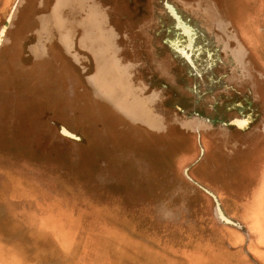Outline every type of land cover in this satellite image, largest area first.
I'll list each match as a JSON object with an SVG mask.
<instances>
[{
  "label": "rangeland",
  "instance_id": "1",
  "mask_svg": "<svg viewBox=\"0 0 264 264\" xmlns=\"http://www.w3.org/2000/svg\"><path fill=\"white\" fill-rule=\"evenodd\" d=\"M163 1L181 24L199 15L206 26L229 25L228 0H0V155H33L26 162L40 170L41 186L51 182L48 195L56 199L32 201L0 171V264H224L218 251L241 247L226 243L228 226L214 222L205 198L198 195L197 204L184 188L192 185L180 177L186 162L179 160L189 152H167L158 143L162 132L146 139L124 120H211L210 108L226 104L218 95L240 93L183 76L178 22ZM96 35L82 51V38ZM263 191L264 182L241 208L228 206L227 195L219 199L258 246Z\"/></svg>",
  "mask_w": 264,
  "mask_h": 264
},
{
  "label": "flooded vegetation",
  "instance_id": "2",
  "mask_svg": "<svg viewBox=\"0 0 264 264\" xmlns=\"http://www.w3.org/2000/svg\"><path fill=\"white\" fill-rule=\"evenodd\" d=\"M235 1L244 5L247 2L246 5L250 8L252 4H256L252 6L254 8L252 12L258 10L264 2V0ZM164 5L166 15L178 22L173 25L179 39L175 42L179 57L175 59L178 60V64L188 67L187 73L183 76L198 79L204 86L233 87L240 93L228 89L223 97L218 95V99L226 104L210 108L211 120L201 118L198 114H183L180 120L167 122L165 125L153 124L151 121L135 123L127 118L124 120L129 128L138 126L135 128L138 129L137 133H144L146 139L150 134L162 132L161 137L157 139L167 152L170 146L189 152L187 159L179 160L181 164L186 162V165H179L180 177L183 178L184 183L192 185L189 189L188 185L184 184V188L192 196L196 195L195 202L198 200V195L204 197L206 206L211 208L214 222L223 224L217 211L219 202V207L224 212L220 202L223 200L221 194L227 195L228 206L239 204L259 184L260 173L264 168V74L255 64L250 49L241 41L238 29L232 22L225 28L206 26L197 18L199 15H193L181 24L176 19L173 8L167 3ZM198 11L202 10L198 9ZM254 15L250 14V26L256 25ZM129 65L134 71L135 63ZM132 125L134 126L131 127ZM169 130L172 132H168ZM64 134L73 138L67 132ZM151 149H147L148 156L151 154ZM163 165L161 164V168L165 174L162 177L169 179L170 174ZM166 165L174 168L169 162ZM190 171L196 175V178L192 177ZM202 175L209 180L197 177ZM167 182L168 180L163 179V186ZM197 204H200V200ZM153 207L157 209L158 206L154 204ZM201 208L205 207L201 206ZM158 209L162 210V208ZM156 212L158 216L161 215L159 211ZM128 221L136 220L128 219ZM239 226L240 228L228 226L225 229L229 241L230 238L236 239L235 243L241 246L236 249L246 253L250 243L249 234L244 226Z\"/></svg>",
  "mask_w": 264,
  "mask_h": 264
},
{
  "label": "crops",
  "instance_id": "3",
  "mask_svg": "<svg viewBox=\"0 0 264 264\" xmlns=\"http://www.w3.org/2000/svg\"><path fill=\"white\" fill-rule=\"evenodd\" d=\"M234 1L235 0H228V3H229L227 5L228 24L231 25L230 23L232 22V24L236 26L240 34L241 41L250 49L249 51L255 59V64H257L259 69L264 74V10L260 11L262 7L264 8V2H262L263 5L258 10L252 12V10H254L252 6H255L256 4H252L250 8L249 6L246 5L247 2L244 5L242 2L237 3L235 1L234 3ZM250 14L252 15L255 14L254 16L257 21L255 26L254 24L250 23L252 27L249 25ZM96 29H91L89 32V35L90 33H94ZM99 39L100 38L97 35L96 37L93 36L92 40H90L89 37L87 38L83 37L80 48L83 49L82 51H86V49H89L91 47L93 40L99 41ZM254 39L257 41L256 42L253 41ZM94 58H95L94 62H95L96 67L97 66L100 67V64L98 63V60H100V56H96ZM106 65H110V64L107 63ZM86 66L90 68V64L86 63ZM91 83H92L91 85H94L97 88L99 86L98 89H100V84H98L96 80L92 79ZM122 110L125 113L130 114L126 112L125 109H122ZM21 153L23 154L0 155V171L3 172L1 173L2 174L9 173V176H10L8 177L9 181L13 184H16L20 192H23V193H25V191L28 192L30 195V199L32 201H37V203L41 205L46 204V203H55L56 199L53 196L48 195L53 190L51 186V182L48 186H41L40 170H37L34 167H31L26 162V161L30 162L31 159L29 160L28 158H25V155L26 156H33V155H30V154L27 155L23 151ZM13 158H19L20 159L19 161H22V162H16V159L13 160ZM32 160H35L37 163L40 162V160L38 159L36 160L35 158ZM1 178L4 179L6 178V176L3 175L1 176ZM259 178H260L259 184L250 193L247 194L245 199H243L239 203L240 208L246 203L251 204L252 202H254L255 197L257 198L259 196L260 184L264 182V168L261 171ZM262 194H264V191L262 192ZM261 205L264 208V198H262ZM228 215L229 214L226 215L228 218L236 221L239 225L244 226L246 228L249 234L250 243L248 244L246 253L240 249L218 251V252H225L224 253L225 258H223L224 264H264V242L262 245L260 243L261 246H258L257 245L258 244L257 240H259L258 237L255 236L254 233L250 232L246 224H244L242 221L235 219L237 218L235 216L236 215L235 212L231 215V217L230 215L229 216ZM127 219H131V218L127 217ZM167 238L168 237L162 238V242H165V243L170 242L169 239ZM224 238L227 244L229 245H231L232 243L235 244L236 239L230 238V241H229L228 234H225ZM176 246H180V245L177 244Z\"/></svg>",
  "mask_w": 264,
  "mask_h": 264
},
{
  "label": "water",
  "instance_id": "4",
  "mask_svg": "<svg viewBox=\"0 0 264 264\" xmlns=\"http://www.w3.org/2000/svg\"><path fill=\"white\" fill-rule=\"evenodd\" d=\"M5 30H6V28L4 27V28L2 29V31L0 32V43L2 42V39H3V36H4V32H5ZM217 204H218V206H217V207H218L217 211H218V214H219V217H220L221 221L223 222V225H225V226H234V227H238V228H240L239 224H238L236 221H234V220L228 218V217L224 214L223 210H221V208L219 207V202H218Z\"/></svg>",
  "mask_w": 264,
  "mask_h": 264
}]
</instances>
